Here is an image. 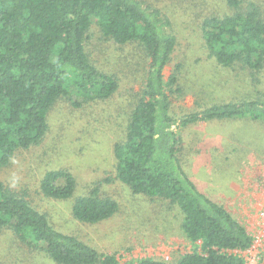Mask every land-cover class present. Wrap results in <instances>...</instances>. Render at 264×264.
I'll list each match as a JSON object with an SVG mask.
<instances>
[{"label": "trees", "instance_id": "16d2710c", "mask_svg": "<svg viewBox=\"0 0 264 264\" xmlns=\"http://www.w3.org/2000/svg\"><path fill=\"white\" fill-rule=\"evenodd\" d=\"M232 14L206 18L201 35L217 66L246 81L251 96L214 104L175 119L170 96L184 95L178 72L165 81L177 47L172 23L141 0H0V233L12 231L32 250H44L55 264H119L72 235L55 230L45 213L5 185L1 172L19 151L40 145L48 116L59 100L109 102L120 84L88 52L96 24L105 40L136 44L148 61L146 82L128 114L125 136L114 145L115 179L134 195L177 208L182 235L200 250L168 263L142 259L134 264H246L243 253L254 239L224 205L200 192L182 160L185 132L200 123L247 121L264 127V13L250 0H226ZM245 79V80H244ZM110 180H105L109 182ZM112 182V181H110ZM77 180L68 170L48 172L41 192L49 199L74 196ZM99 188L78 198L73 216L98 224L119 212Z\"/></svg>", "mask_w": 264, "mask_h": 264}, {"label": "rangeland", "instance_id": "374dc122", "mask_svg": "<svg viewBox=\"0 0 264 264\" xmlns=\"http://www.w3.org/2000/svg\"><path fill=\"white\" fill-rule=\"evenodd\" d=\"M141 1L162 12L172 23L177 38L171 63L163 72L167 82L178 71L177 67H181L179 86L185 94L170 96L175 119L214 104L251 96L247 82H237L233 72L217 66L207 55L202 41L201 26L206 18L232 14L226 0ZM250 1L262 7L264 13V0ZM87 47L95 63L118 79V93L109 102L85 103L80 108L74 107V103L83 102L74 95L76 90L72 101L59 100L49 113V130L43 142L30 150L19 151L1 172L2 181L45 213L55 230L75 236L101 254L116 255L119 264H134L148 258L171 263L199 251L200 243H191L182 235V216L177 208L134 195L115 179L114 145L123 140L128 114L146 82L148 61L143 49L136 44L120 46L105 40L96 24L91 28ZM261 79L263 89L264 73ZM184 135L185 171L203 194L219 203L222 198L215 195L227 194L229 184L239 177L244 178L250 191L253 182L260 181L263 126L247 121L200 123ZM57 170H68L77 180V189L69 200L49 199L41 192L45 175ZM96 187L101 196L118 202L119 212L98 224L81 223L73 216V205ZM248 199L247 206L253 205L254 201ZM241 209L233 213L227 210L250 233L246 221L256 220V214L253 209L246 213ZM165 256L170 260H165ZM243 257L246 264H264V249L259 255ZM0 264L55 263L43 249H29L12 231L4 230L0 233Z\"/></svg>", "mask_w": 264, "mask_h": 264}, {"label": "built area", "instance_id": "2783aa9c", "mask_svg": "<svg viewBox=\"0 0 264 264\" xmlns=\"http://www.w3.org/2000/svg\"><path fill=\"white\" fill-rule=\"evenodd\" d=\"M259 177L260 181L255 185L254 191L256 196L254 195L251 197L252 201H254L252 208L254 210V214H256V220L246 221L248 226L251 227L250 230L252 233H248L253 237L254 244L252 248L249 251L243 253V255H259L264 249V165L263 169L260 171ZM165 260L169 261L170 257L165 256Z\"/></svg>", "mask_w": 264, "mask_h": 264}, {"label": "crops", "instance_id": "0c3cea01", "mask_svg": "<svg viewBox=\"0 0 264 264\" xmlns=\"http://www.w3.org/2000/svg\"><path fill=\"white\" fill-rule=\"evenodd\" d=\"M262 161H260V164H261L260 171L263 169V165H264V161L263 162ZM240 178L241 177H239L238 180H234L229 184V189L227 191V194L221 195L220 193H218L217 196L215 195V197L222 198L223 201L221 200L220 202H223L224 207L226 209H230L232 213L234 211L235 212L238 211V209H241V207L243 208L244 205H245V208L241 210H243L245 213L248 209H253L251 204H250L251 206L249 205L247 206V204L250 201L248 198H251L254 195L256 196V194L253 193V191H255V185L257 183L253 182L254 183L253 190L250 191L249 188L246 187V184H245L246 181H244V178H242L241 180Z\"/></svg>", "mask_w": 264, "mask_h": 264}]
</instances>
